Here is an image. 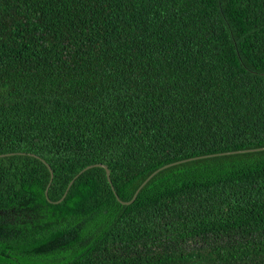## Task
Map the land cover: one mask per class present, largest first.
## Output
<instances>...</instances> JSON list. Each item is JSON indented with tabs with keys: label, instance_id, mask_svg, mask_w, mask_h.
I'll use <instances>...</instances> for the list:
<instances>
[{
	"label": "trees",
	"instance_id": "trees-1",
	"mask_svg": "<svg viewBox=\"0 0 264 264\" xmlns=\"http://www.w3.org/2000/svg\"><path fill=\"white\" fill-rule=\"evenodd\" d=\"M259 149L264 0H0V264H264Z\"/></svg>",
	"mask_w": 264,
	"mask_h": 264
},
{
	"label": "water",
	"instance_id": "water-1",
	"mask_svg": "<svg viewBox=\"0 0 264 264\" xmlns=\"http://www.w3.org/2000/svg\"><path fill=\"white\" fill-rule=\"evenodd\" d=\"M262 151H264V149H259V150H251V151H241V152H234V153H228V154H222V155H219V156H231V155H240V154H248V153H256V152H262ZM9 156H11V155H9ZM1 157H4V156H1ZM211 157H217V156H209V157H206V158H211ZM37 159H39L48 169H49V171H50V173H51V180H50V183H49V186H48V189L46 190V193H45V195H46V198L48 199V193H49V189H50V187H51V185H52V183H53V180H54V174H53V171H52V169H51V167L44 161V160H42V159H40V158H38V157H36ZM194 160H196V159H192V160H187V161H183V162H179V163H176V164H173V165H170V166H167V167H165V168H163V169H161V170H159V171H157V172H155L153 175H151L142 185H141V187L137 190V192L135 193V195H134V197H133V199H132V201H130V202H128V203H125V202H123V201H121L120 200V198L118 197V195L116 194V192H115V189H114V187H112V190H113V192H114V195H115V197H116V200L121 204V205H123V206H130V205H132L136 200H137V198H138V196H139V194H140V192L142 191V189L156 176V175H158L160 172H162L163 170H165V169H168V168H171V167H173V166H177V165H180V164H184V163H187V162H190V161H194ZM94 168H101V169H103V170H105V172H106V175H107V179H108V181H109V183H110V185L112 186V182H111V172H110V170H109V168L108 167H106V166H104V165H94V166H90V167H87L86 169H84L82 172H80L75 178H74V180L70 183V185H69V187H68V189H67V192L65 193V195H64V197L58 202V203H56V204H60V203H62L64 200H65V198L67 197V195H68V193H69V191H70V189H71V187L73 186V184L75 183V181L81 176V175H83L85 172H87V171H89V170H92V169H94ZM48 201H49V199H48Z\"/></svg>",
	"mask_w": 264,
	"mask_h": 264
}]
</instances>
